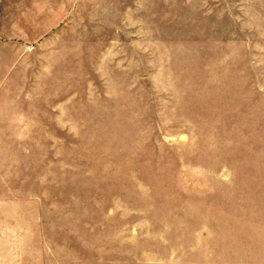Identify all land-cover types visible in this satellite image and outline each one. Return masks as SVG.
<instances>
[{"label":"rangeland","instance_id":"obj_1","mask_svg":"<svg viewBox=\"0 0 264 264\" xmlns=\"http://www.w3.org/2000/svg\"><path fill=\"white\" fill-rule=\"evenodd\" d=\"M0 264H264V0H0Z\"/></svg>","mask_w":264,"mask_h":264}]
</instances>
